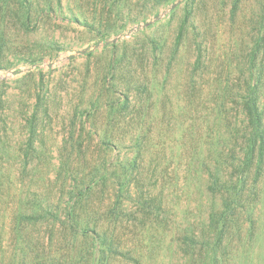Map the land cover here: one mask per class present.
<instances>
[{"label":"rangeland","instance_id":"rangeland-1","mask_svg":"<svg viewBox=\"0 0 264 264\" xmlns=\"http://www.w3.org/2000/svg\"><path fill=\"white\" fill-rule=\"evenodd\" d=\"M263 36L264 0H0V264H264V166L222 242L208 180Z\"/></svg>","mask_w":264,"mask_h":264},{"label":"trees","instance_id":"trees-1","mask_svg":"<svg viewBox=\"0 0 264 264\" xmlns=\"http://www.w3.org/2000/svg\"><path fill=\"white\" fill-rule=\"evenodd\" d=\"M255 43L250 47L248 54L242 57L245 60L235 67L231 80L228 79L224 83L221 75L217 78L211 77L212 84L216 86V95H222L221 102L218 100L220 111L226 110L228 102L232 101L239 108L238 111L244 114L243 129L246 138L240 153L233 151L230 162L227 163V159L218 158L208 168V180L211 184L213 183L211 189L217 188L229 195L224 202L222 212L213 218L219 227L218 241L221 242L224 233L228 231L227 213L233 207L245 208L242 198L248 189V180L251 178L250 166L258 164L255 165L257 169L264 166V52L261 54V48H259L262 43L264 44V36ZM223 89L225 90L221 91ZM224 163H227V167H231V171L222 178L221 169H226L223 167ZM258 174L259 171L256 172V175ZM253 180L256 181V179ZM96 234L101 243L106 241L100 237V232ZM215 261L213 263L217 264Z\"/></svg>","mask_w":264,"mask_h":264}]
</instances>
